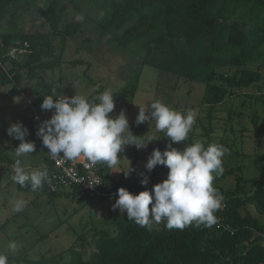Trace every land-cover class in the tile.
I'll list each match as a JSON object with an SVG mask.
<instances>
[{"label": "trees", "instance_id": "16d2710c", "mask_svg": "<svg viewBox=\"0 0 264 264\" xmlns=\"http://www.w3.org/2000/svg\"><path fill=\"white\" fill-rule=\"evenodd\" d=\"M38 1L0 0V19L10 14V21L17 23ZM63 4L84 10L87 16L95 12L97 25L103 35L109 36L107 43L113 52L122 54L125 50L129 61L137 58L177 80L202 84L201 107L206 111L207 124L202 122L206 140L201 142L205 146L208 143L223 145L233 155L230 153L228 161H223L224 173L213 181L223 201L216 213L217 224L211 228L191 225L183 230L168 229L166 222H161L148 230L130 221L126 213L115 211L114 218L109 220L113 230L93 227L95 250L88 257L75 245L51 258L42 255L37 260L30 259L27 252L11 255L5 249L2 253L8 256V264H264V152L250 143L255 139L258 145L261 133L264 134V118L259 109V106L264 107L263 76L260 70L248 66L255 62L264 65V0H49L40 13L49 28L47 31L5 29L0 32V90L8 87L11 95L22 94L26 89L22 85L21 70L26 69L29 76L35 78L37 72L60 65L68 39L76 36L83 25L79 19L66 21ZM15 6H20V10L12 12ZM55 39L58 43H54ZM13 48L26 50V59L13 58L10 55ZM7 63L12 67H6ZM225 69L234 71L229 73ZM139 81V74L132 75L113 96L133 99ZM40 88L43 91H38ZM53 89L57 95L62 92L59 87L52 88L39 81L33 90L32 104L41 108L45 95H51ZM246 89H250V93L244 92ZM229 99L238 102L237 108L229 107L223 135L217 138V129L221 127L216 122L219 120L217 107ZM28 114L20 118V123L29 130L31 142L40 149L41 163L52 167L47 148L37 136L39 127L31 111ZM110 115L117 116L116 107ZM236 116L240 131L234 125ZM248 121L252 123L254 136L246 134ZM9 124L0 93V134L7 132ZM145 124L134 122L130 126L132 133L142 141L147 135H153V130ZM161 138L166 140L164 133ZM193 138L191 135L189 144L194 143ZM166 146L160 150L164 151ZM154 149L157 148L153 146ZM132 150L137 160L138 149L132 146ZM6 151L7 148L0 149V165L13 164L16 159ZM251 159V166L259 171L255 175L245 172ZM99 166L101 170L104 168L106 194L98 200L78 197L75 185L72 192L67 189L53 192L45 181L39 190L50 201L66 198L93 205L111 195L118 199L117 190L121 187L133 194L151 191L167 178L169 171L160 165L161 173L137 166V180L127 182L110 175L112 168L100 163ZM145 177L149 179L146 186L140 182ZM17 187L33 192L30 186ZM17 216L18 213L7 223L15 221ZM7 223L0 229H5Z\"/></svg>", "mask_w": 264, "mask_h": 264}, {"label": "rangeland", "instance_id": "374dc122", "mask_svg": "<svg viewBox=\"0 0 264 264\" xmlns=\"http://www.w3.org/2000/svg\"><path fill=\"white\" fill-rule=\"evenodd\" d=\"M47 2L49 0H39L34 7L22 15L21 20L17 23L10 21V14L7 15V18L0 19V32L5 29L28 32L47 31L49 28L40 15L42 8ZM63 7L66 21L73 18L79 19L83 24L82 28L76 36L68 39L60 65L37 72L35 78H31L26 69L21 70L22 85L26 89L24 93L11 95L8 87L0 90L4 97L9 126L20 122L22 116L29 115L30 105L35 99L33 90L39 81H43L52 88H61L62 92L60 95L71 97L78 94L85 96L88 100L98 101L96 98L104 90H110L113 94L125 85L132 75L139 74V87L133 99L121 98L119 95L114 97L117 116L121 110H124L130 127L136 121L140 107L148 110L151 103L161 101L170 108L183 113L191 110L196 118V123L189 133L188 139L179 144L173 143L172 147L183 150L189 144L191 135L194 136V142L206 140L202 126V122L207 124L206 111L201 107L204 88L202 84L198 82L189 83L182 79L177 80L174 76L166 75L152 66L145 65L137 58L133 61L127 60L125 50H123L122 54H118L113 52L111 46L108 45L109 36L102 34L96 22L95 12L89 13L90 15L87 16L84 10L70 4H63ZM87 7L85 5L84 8L86 9ZM18 10H20V6H15L12 12H17ZM54 43H58V40L55 39ZM10 55L17 60L23 61L26 59V50L13 48ZM5 66L12 67V64L7 63ZM248 66L254 70L258 69L262 73L263 81L261 84L263 89L261 93H264V65L260 64V62H255ZM224 71L231 73L234 70L225 69ZM39 90L43 91L42 88ZM252 90L255 89L253 88ZM244 92L250 93V89H246ZM237 104V101L233 102L229 99L217 107L219 120L216 122L221 126L217 129V138L223 135V127L226 126L229 107L235 106L237 108ZM259 109L261 116L264 118V107L259 106ZM238 120L239 117L236 116L234 125L240 131L241 126ZM144 123L150 128V121ZM247 125L249 127L246 134L254 136L252 123L248 121ZM152 130L153 135H147L143 142L147 143L149 137H153L155 140L151 141L145 148L137 150L139 158L135 159L131 145L125 146L121 151L118 165L109 171L110 175L116 179L122 178L124 181L133 182L137 180L135 176V168L137 166L147 170L145 165L153 151L152 147L162 150L170 143V138L166 137V140L161 138L163 132L155 131L154 123L150 128V131ZM150 131L149 133L151 134ZM26 139L31 142L29 136ZM259 140H261L260 145L256 144L255 139L250 143L259 151L264 152L263 133H261ZM19 143V140L10 137L7 132L0 134V149L7 148L6 152L14 158H16L15 148L18 147ZM227 150L228 152L223 159L225 162L228 161L229 154H232L228 148ZM22 159H24L26 171L39 169V166H43L41 164V151L38 147L26 159ZM251 164L252 159L246 164L245 172L247 175H255V172H259L258 168L252 167ZM12 165H0V226L11 220L17 213L19 216H17L15 221L7 223L5 229H0L1 253L5 249L8 251L7 245L10 241H16L20 245L18 253L27 252L29 258L33 260L39 259L42 255L51 258L58 253L66 251L73 245L83 249L85 256L88 257L95 250L93 227L97 226L99 230L104 228L113 230V225L109 223V220L114 218L115 211L112 210V205L116 200L115 195H111L107 200L96 202L93 205L84 204L82 201L73 202L66 198H57L50 201L51 199L43 195L39 189L35 192L19 190L18 184L11 179L13 175ZM154 171L161 173L159 166ZM126 172L128 173L126 174ZM229 180L232 181V179ZM16 200L27 202V206L23 211H14V202ZM241 212L244 214L245 210L242 208ZM80 235H83L84 238H79Z\"/></svg>", "mask_w": 264, "mask_h": 264}, {"label": "clouds", "instance_id": "9594fccd", "mask_svg": "<svg viewBox=\"0 0 264 264\" xmlns=\"http://www.w3.org/2000/svg\"><path fill=\"white\" fill-rule=\"evenodd\" d=\"M96 100L98 102L89 101L78 94L58 96L55 89L51 95H45L41 109L54 111L50 119L40 123L37 136L48 149L49 158L76 160L83 157L92 164L114 168L120 160L118 153L125 146L141 149L155 140L149 137L144 143L135 136L124 110L116 117L110 115L116 107L110 90H104ZM146 121L151 122L150 128L154 123L155 131L163 132L165 137L170 138V143L164 151L154 149L145 167L150 172L158 165L164 166L169 170L167 178L154 185L151 191L139 194L119 188V198L112 205V210L126 213L130 221L148 230L161 222H166L168 229L181 230L191 225L206 228L216 225V213L222 207L223 196L214 188L213 181L224 173L223 159L227 148L218 143L205 146L201 141L188 144L183 150L172 147L173 143L179 144L188 139L196 123L191 110L183 113L155 101L148 110L140 107L135 123L140 125ZM7 134L20 141L15 148L12 181L21 187L30 186L33 192L42 189L48 178L47 169L41 170L39 166V169L26 171L22 159L36 150L35 142L26 139L29 130L18 122L8 127ZM140 182L146 186L149 179L145 177ZM26 206V201L16 200L14 211H23ZM19 248L16 241L7 245L12 254L18 253ZM0 264H8L7 255L0 253Z\"/></svg>", "mask_w": 264, "mask_h": 264}, {"label": "built area", "instance_id": "2783aa9c", "mask_svg": "<svg viewBox=\"0 0 264 264\" xmlns=\"http://www.w3.org/2000/svg\"><path fill=\"white\" fill-rule=\"evenodd\" d=\"M30 111L33 121L39 127L41 122L51 118L54 110L45 111L41 108H36L32 104ZM51 160L53 163L52 167L44 163L40 168L41 170L46 168L48 171L46 185L50 191L58 192L67 189L72 192L75 185L78 187V197L86 196L98 200L106 194L104 191V168L101 170L99 163L92 164L83 157L76 160Z\"/></svg>", "mask_w": 264, "mask_h": 264}]
</instances>
